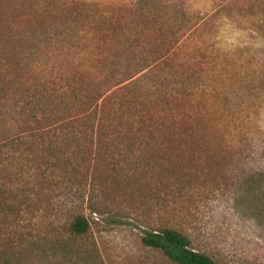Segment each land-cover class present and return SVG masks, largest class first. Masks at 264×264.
<instances>
[{"label": "rangeland", "instance_id": "obj_1", "mask_svg": "<svg viewBox=\"0 0 264 264\" xmlns=\"http://www.w3.org/2000/svg\"><path fill=\"white\" fill-rule=\"evenodd\" d=\"M10 70L19 78L0 98L45 116L62 86L72 102L137 74L132 115L154 125L132 135L117 116L101 138H26L22 175L4 179L23 204L19 220L0 215V253L172 264L141 243L171 227L216 264H264V0H0V77ZM75 215L90 223L78 238L66 228ZM52 244L67 247L41 253Z\"/></svg>", "mask_w": 264, "mask_h": 264}, {"label": "trees", "instance_id": "obj_2", "mask_svg": "<svg viewBox=\"0 0 264 264\" xmlns=\"http://www.w3.org/2000/svg\"><path fill=\"white\" fill-rule=\"evenodd\" d=\"M16 71L18 72V70ZM19 72L21 73V70ZM18 74H12L11 70L1 74L0 85L18 79ZM137 77V74L131 75L117 84H109L107 80V82L95 86L90 92L73 95L72 102L68 101L70 100L69 90L71 91L73 87L62 86L60 89L63 90L58 96L59 102L49 112V116H45L39 110L28 111L25 105L22 107L17 103L18 101L6 105L3 98H0V215L3 219L14 217L15 221L19 220L18 215L23 202L18 200L17 195L6 197V192L9 191L7 189L9 181L4 179L19 169L18 164L23 156L20 150L21 146L27 143L26 138L43 140L48 137L61 136L64 137V146H67L65 143L67 137H72L75 134L87 133L92 137L101 138L108 134L112 135L110 133L114 134L118 127H121L117 116L127 123L126 133L140 135V132L149 131L150 125H154V122L150 123L153 119L144 117V115H148L146 110H138L137 113L141 112L140 116L132 115L133 111L138 109V98H127L126 95V92L139 81ZM126 82L127 84H125ZM51 93L46 99L52 100L54 95L53 92ZM117 94L122 96L124 103L112 101ZM124 108L126 109L124 112L120 110ZM55 116L57 117L52 120V117ZM136 123L144 124L145 129L135 127ZM147 123L150 124L147 125ZM43 143L44 141L35 144V146L41 147ZM28 146V148L33 147L31 144ZM43 165L54 166L49 160ZM16 175L20 177L22 172L17 171ZM15 180L19 181V178ZM66 228L69 236L78 238L88 232L90 223L83 215H75ZM141 243L147 248L158 250L172 264H216L207 255L195 251L190 238L176 228L165 227L145 232L141 237ZM61 247L64 249L67 245L52 244L41 250V253L54 257L55 252ZM0 264L20 263L18 260L13 261L12 255L1 252Z\"/></svg>", "mask_w": 264, "mask_h": 264}]
</instances>
